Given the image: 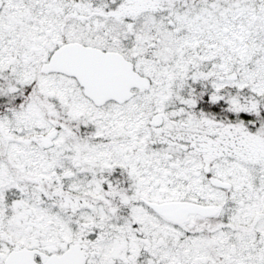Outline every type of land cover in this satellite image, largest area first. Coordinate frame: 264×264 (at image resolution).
Here are the masks:
<instances>
[{
	"label": "snow or ice",
	"instance_id": "obj_1",
	"mask_svg": "<svg viewBox=\"0 0 264 264\" xmlns=\"http://www.w3.org/2000/svg\"><path fill=\"white\" fill-rule=\"evenodd\" d=\"M0 264H264V0H0Z\"/></svg>",
	"mask_w": 264,
	"mask_h": 264
}]
</instances>
